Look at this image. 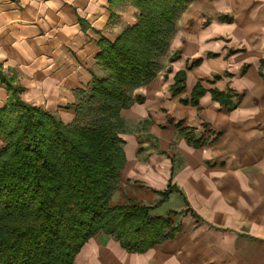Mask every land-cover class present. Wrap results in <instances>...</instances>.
Wrapping results in <instances>:
<instances>
[{
    "label": "crops",
    "instance_id": "1",
    "mask_svg": "<svg viewBox=\"0 0 264 264\" xmlns=\"http://www.w3.org/2000/svg\"><path fill=\"white\" fill-rule=\"evenodd\" d=\"M138 18L127 0H0V71L25 103L70 124L107 75L100 42ZM8 94L0 81V109ZM139 95L121 112L127 163L113 199L133 191L153 214L174 213L178 232L144 253L100 232L74 264H264V0H194Z\"/></svg>",
    "mask_w": 264,
    "mask_h": 264
},
{
    "label": "trees",
    "instance_id": "2",
    "mask_svg": "<svg viewBox=\"0 0 264 264\" xmlns=\"http://www.w3.org/2000/svg\"><path fill=\"white\" fill-rule=\"evenodd\" d=\"M127 1L138 9V22L115 42H100L97 62L107 75L81 94L72 123L25 103L22 87L0 71L9 93L0 109V264H74L100 232L128 252L144 253L178 232L174 213L156 215L136 198L113 196L127 163L121 112L143 102L133 92L158 76L178 20L194 0ZM185 79L184 71L177 74L174 95L185 90ZM213 97L228 103L224 94Z\"/></svg>",
    "mask_w": 264,
    "mask_h": 264
},
{
    "label": "rangeland",
    "instance_id": "3",
    "mask_svg": "<svg viewBox=\"0 0 264 264\" xmlns=\"http://www.w3.org/2000/svg\"><path fill=\"white\" fill-rule=\"evenodd\" d=\"M125 189H126V188H125ZM127 191H128V190H127ZM124 193H125V192L122 193L123 197L127 195L126 193H125V194H124ZM133 193H134V192L131 191V192H130L131 195H128V197L130 196V197L134 198V197H133ZM128 194H129V193H128ZM122 195H116L114 200H115L116 202L120 201L121 198H122ZM124 198H125V197H124ZM124 198H123V200H124ZM126 198H127V197H126Z\"/></svg>",
    "mask_w": 264,
    "mask_h": 264
}]
</instances>
